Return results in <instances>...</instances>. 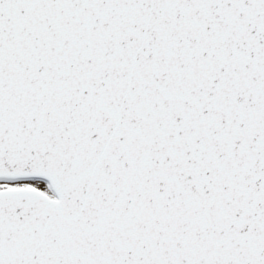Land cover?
I'll return each instance as SVG.
<instances>
[{"label":"snow or ice","instance_id":"obj_1","mask_svg":"<svg viewBox=\"0 0 264 264\" xmlns=\"http://www.w3.org/2000/svg\"><path fill=\"white\" fill-rule=\"evenodd\" d=\"M0 264H264V0H0Z\"/></svg>","mask_w":264,"mask_h":264}]
</instances>
